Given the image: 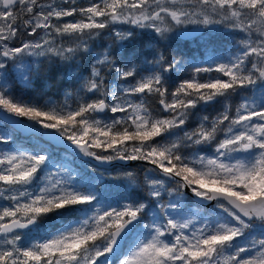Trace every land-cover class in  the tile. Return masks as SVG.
<instances>
[{
	"label": "snow or ice",
	"instance_id": "obj_1",
	"mask_svg": "<svg viewBox=\"0 0 264 264\" xmlns=\"http://www.w3.org/2000/svg\"><path fill=\"white\" fill-rule=\"evenodd\" d=\"M180 3L100 0L77 6L76 0H0V118L29 122L21 126L43 140L24 147L14 130L0 129V143L11 145L0 149V199L10 205L0 208L6 245L0 248V264H112L137 224L146 230L143 238L137 237L119 264H264V0H184L190 7H173ZM116 23L152 29L160 38L187 25H223L243 36L226 62L209 56V66H193L194 74L173 90L165 74L176 69L174 58L165 67L163 53L148 65L134 51L113 56L104 50L90 75H75L80 97L75 107L67 103L71 93L62 105L13 93L12 69L23 68L20 78L32 82L28 58L79 61L93 51L92 42L103 39L105 29L118 47L133 44L136 33H113L110 25ZM213 71L220 75L199 78ZM110 75L119 78L115 87L106 79ZM89 94L94 98L85 99ZM147 97L159 108L153 109ZM233 97L241 98L234 109ZM214 104L222 108L215 118L201 116L189 127L197 111ZM59 149L79 157L85 167L73 168L74 160ZM117 161L124 162L119 167L152 166L143 175L151 209L141 200L113 205L97 188L109 169L98 170L116 167ZM124 176L129 186L136 185L132 172ZM192 199L198 208L215 203L208 214L186 212ZM145 209L150 224L142 222ZM56 220L62 223L55 233L46 231L32 242L33 232Z\"/></svg>",
	"mask_w": 264,
	"mask_h": 264
},
{
	"label": "trees",
	"instance_id": "obj_2",
	"mask_svg": "<svg viewBox=\"0 0 264 264\" xmlns=\"http://www.w3.org/2000/svg\"><path fill=\"white\" fill-rule=\"evenodd\" d=\"M135 33L136 36L134 43L131 45H127V47H118L117 43H114L112 35L108 37L103 36V39H100V46L98 49L100 50L102 46L106 45V49L111 51L113 56H116L117 53L124 54L128 51H134L135 53L139 54V60L141 62L146 60L148 62V65H152L155 60L158 59L159 53H163L165 57V67L167 66V63L174 58L176 61L179 62L177 64L176 69H174L171 73L165 74L166 77H171L167 85L170 90H173L176 84L192 76V73L188 72L187 69L188 65L190 64V60L193 57L204 56V53L207 54L210 47H215L218 48L221 53H223V57L225 59L229 57V52L233 55L237 51L238 47L235 40H229V38L225 36L219 38L220 43L217 37H215L213 40L203 44L204 49H200L201 43L197 42V36H199L201 33L199 35L189 38H181L177 35L179 37L177 42H174L172 39L164 40L163 38H160L157 34L149 33L146 31ZM93 61L94 57L91 53L85 54L79 61H60L59 58L53 57L52 61L50 62L47 58H45L41 61L39 68L37 69V67H33V71L29 74L30 79L32 81L30 85L20 81L12 70L9 75V84L15 95L22 97L25 100H38L41 103L43 102V100H52L55 101L57 104L62 105L65 103L66 94L71 93L72 95L68 96L67 98V103L72 107H75L77 102L80 101V97L76 94V89L79 87V85L75 82V75H79L81 73L84 76L90 75L91 63ZM37 71L39 72V75H37ZM67 73H73L74 75L66 76ZM217 75L218 73L215 72L214 76L212 77H215ZM106 79L112 87H115L119 80L118 77H114L111 75L108 76ZM119 83L123 84L124 82L119 81ZM89 98L94 97H92L91 94H89L88 97H85V99ZM239 98L240 97L232 98V100L230 101L232 107H234ZM145 99L153 109L159 108L154 98L147 97ZM209 109L210 105H207L204 111H197L196 115L190 119L189 127L195 126V124H197V122L199 121V117L206 115ZM212 112L213 111H209L208 113ZM155 114L157 113L154 112V115ZM111 115V113L107 114V116ZM164 115L167 114L164 113ZM100 118L107 117L105 116V114L102 113L100 114ZM15 139L17 143L21 144L19 135L17 136V138L15 137ZM151 167L152 166L149 164L142 163L134 165V168L138 171L140 176L141 187L132 188L129 192L126 193V199L128 200V202L141 200L145 203H149V209L153 207V204L150 203V200L152 198L147 197V190L146 186L143 183L142 177L143 170ZM162 201L163 203L166 202L165 197ZM190 201L194 200L192 199ZM116 203L117 202H115V204ZM120 203L123 204L122 201H120ZM149 209H145V212L147 213ZM210 212L211 211L209 210L208 213ZM144 217H147V215H145ZM58 224V220L51 221L47 224V227L44 228V231L52 230ZM128 243L129 242H126L124 244L121 250L122 252L127 248Z\"/></svg>",
	"mask_w": 264,
	"mask_h": 264
},
{
	"label": "rangeland",
	"instance_id": "obj_3",
	"mask_svg": "<svg viewBox=\"0 0 264 264\" xmlns=\"http://www.w3.org/2000/svg\"><path fill=\"white\" fill-rule=\"evenodd\" d=\"M41 2L49 3V2H51V0H41ZM93 2H100V0H76L77 6H80V5L87 6V5H89L90 3H93ZM181 6L190 7L189 4L184 3V0H181L180 4L174 5L173 7H181ZM76 18L79 19L80 17H76ZM65 19L68 20V21H71L73 18L72 17H68V18H65ZM165 23H168V21L166 20ZM191 26H198V25L176 26L173 29V31L165 33L163 39L164 40L172 39L174 42H177L179 37L176 34V29L177 28H189ZM110 28L112 29L113 33L115 31H128L129 29L133 30L134 32H138V33L142 32V31H146V32H149V33H155L152 29H140V28H136V27H134L132 25H129V24H126V23L111 24ZM103 36L104 37L111 36L109 34V29L103 30ZM222 36H225V37L229 38V40L230 39L235 40L236 44L238 45V42L242 38L243 34L242 33H238V32H236L234 30H231L230 28L225 27L223 25H216V26H214L211 29H204V31L199 36H197V42L201 43L200 49H204V45H203L204 43H207V42L213 40L215 37H217V39L219 41V38L222 37ZM24 38L25 39H32V37H24ZM36 38H38V37H36ZM58 42H60L59 39H58ZM63 42L65 43V46H67L70 43V41H68L67 39H65ZM14 43H16V42H14ZM219 43H220V41H219ZM91 46L93 48V51L91 52V54L93 55L94 60H95V57L99 53H101L104 50H107L106 49V45L102 46L100 50L98 49L99 46H100V39H97L95 42H92ZM211 46H214V45H211ZM213 55L218 58V62H226V58L224 59L223 53H221L218 50V48L210 47L208 53L207 54L204 53V56L193 57L190 60V64L188 65L187 71L192 73V75H193L194 74V67L193 66H201V67L209 66V56H213ZM228 55L231 56L232 54L229 52ZM45 58L46 57H39V58L31 57V58H28V60L33 61L32 67H37V63H39V65H40L41 61L43 59H45ZM212 66L214 68L215 64H213ZM10 68H11V66H10ZM12 71L16 74V77L20 81L24 82L20 78V73L24 71L23 68L12 69ZM214 74H215V71L210 72V73H200L199 74V78L208 79V78H211L212 76H214ZM218 75H219V73H218ZM132 99L136 100V97H132ZM240 102H241V98H239L237 103L234 105L233 109ZM206 107L207 106L204 107L203 111L206 109ZM221 110H222V108H221V105H219V104H214L212 106L210 105V109L207 111L206 115L211 120V119L215 118L219 114V112ZM209 111H213V112L212 113H208ZM120 115H123V114H120ZM195 126H196V124H195ZM195 126H192V127H195ZM0 129H11V130H14L9 125L3 123L1 120H0ZM14 133H15V137L16 138L19 135L20 143L24 147H30L31 143H33V142H35L37 140H40V138H38V137L22 136L16 130H14ZM40 142H43V140H40ZM10 146H11L10 144H2V143H0V149H7ZM58 152L61 155H67L69 161H73L74 160V163H72V167L73 168H78V170H82L85 167L83 161L81 159H79L78 157L73 158L70 153H64L63 149L58 150ZM206 154L211 155L212 154L211 150L208 153H206ZM126 168H128V167H125V168L124 167H118V168L109 169L108 172L104 173L105 181L103 183L97 185V188L100 191H102V192H104L106 194L107 200L109 202H111L113 205H115V202H120V201H122V203L128 202V200L126 199V193L129 192L132 188L141 187L140 176H139L138 171L136 169H126ZM146 169H149V168H146ZM103 170H104V168H100L98 171H103ZM145 170H143V175H144ZM127 171H130V172H132L134 174V177L136 179V185L135 186H129L128 181H127V179L124 176V173L127 172ZM165 199H166L165 204H167L169 198L167 196H165ZM3 206H10L9 202L6 201V200L0 199V208H2ZM211 207H209V208L203 207V209H200V208H198V205H197V203L195 201H189V202H186V209L185 210L187 212L188 209H192L193 211H199L201 213L208 214L209 210L211 211ZM147 213H148L147 217L142 216V218H141L142 222L144 224H150L152 222V217H151L150 211L148 210ZM217 213L218 214H223L221 212V210H217ZM188 214L191 215V213H188ZM194 219L197 221L195 226L197 228L200 227L201 225L199 223V219H200L199 216H195ZM58 223L59 224L54 229L48 230L47 232L55 233L57 228L60 226V224L62 222L58 220ZM20 231L21 232H27L28 230H20ZM145 231L146 230L143 229L140 224H138L136 226L135 230L126 238V240L124 242V244L126 243V241L129 242L128 245L126 244L127 248L125 250H123L122 255L119 258H115V257L112 258V264H119V260L123 258V253L126 252L131 246L134 245L137 237L143 238V234H144ZM187 231L188 230H186V234H187ZM45 232L46 231H44V228L40 229L39 232H33L32 237H31L32 242H37L38 240H40L42 235ZM255 235L257 237H259V233L258 232ZM2 240H3V237L0 236V248L6 247V245H3ZM23 242L24 241L22 240L21 243H23ZM240 243L244 244L245 241L241 240ZM100 259H103V258H100Z\"/></svg>",
	"mask_w": 264,
	"mask_h": 264
},
{
	"label": "water",
	"instance_id": "obj_4",
	"mask_svg": "<svg viewBox=\"0 0 264 264\" xmlns=\"http://www.w3.org/2000/svg\"><path fill=\"white\" fill-rule=\"evenodd\" d=\"M203 30H204V28H202L201 26H191V27H189V28H177V29H176V34H177L179 37H181V38H189V37H193V36L199 35ZM101 114H102V113H101ZM13 119H14V118H13ZM0 120H1L3 123H5V124L11 126V127H12L13 129H15L16 131H18L22 136H30L28 130H27L25 127H22V126H21V125H26V124L29 123V122H27V121H21L20 124H13V123L11 122V120H4V119H2V118H0ZM78 158H79V157H78ZM79 159H80V158H79ZM83 159H84V160H90L91 158L84 157ZM114 163L118 166V165L123 164L124 162H119V161H117V162H114ZM139 163L147 164V163H144V162H129L125 167H131V166H134V165L139 164ZM117 166H116V167H117ZM101 168H108V169H111V168H113V166H111V165H103ZM186 191H187V190H186ZM188 195L191 197V194H190V193H188ZM193 200H194V199H193ZM194 201H195V200H194ZM204 203H205V207L209 208V207H211L212 205H214L215 202H204ZM131 233H132V232H130V233L127 235V237H128ZM127 237H125V239H124L123 241H121V250H122V248H123V246H124V242H125V240H126ZM121 255H122V251H121Z\"/></svg>",
	"mask_w": 264,
	"mask_h": 264
},
{
	"label": "flooded vegetation",
	"instance_id": "obj_5",
	"mask_svg": "<svg viewBox=\"0 0 264 264\" xmlns=\"http://www.w3.org/2000/svg\"><path fill=\"white\" fill-rule=\"evenodd\" d=\"M139 164H141V163H139ZM143 164V163H142ZM137 165V164H136ZM117 167H119V166H117ZM125 168V167H124ZM126 169H135L134 168V166L133 167H128V168H126ZM133 232V231H132ZM127 242V241H126Z\"/></svg>",
	"mask_w": 264,
	"mask_h": 264
},
{
	"label": "bare ground",
	"instance_id": "obj_6",
	"mask_svg": "<svg viewBox=\"0 0 264 264\" xmlns=\"http://www.w3.org/2000/svg\"><path fill=\"white\" fill-rule=\"evenodd\" d=\"M31 136V135H30Z\"/></svg>",
	"mask_w": 264,
	"mask_h": 264
}]
</instances>
